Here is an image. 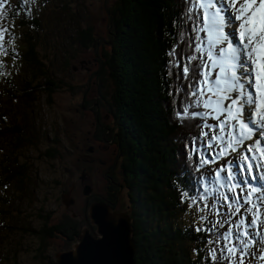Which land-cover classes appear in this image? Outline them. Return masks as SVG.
Masks as SVG:
<instances>
[{
    "label": "rangeland",
    "instance_id": "obj_1",
    "mask_svg": "<svg viewBox=\"0 0 264 264\" xmlns=\"http://www.w3.org/2000/svg\"><path fill=\"white\" fill-rule=\"evenodd\" d=\"M0 3L6 5V8H0V12L7 13L6 18L0 17V25L9 29L0 42V122L2 126L22 127L34 144L27 142V147L15 149L14 131L0 128L5 132L0 139V178L6 182L0 184V264H52L57 261V254L73 249L78 238L69 247L63 235L54 234L43 239L38 232L47 215L50 216L47 222L50 226L66 216L77 222H86L90 207L98 203H86L87 197L83 194L86 185L92 189L91 198L114 197L116 200L112 206L119 212L130 216L139 210L137 204L132 203L133 191L128 188L129 172L133 175V168L126 171L123 158L118 159L122 150L111 136L113 133L116 137L122 134L127 137L129 130L121 123L123 119L118 120L121 110L117 106L116 86L110 71L108 68L105 72L101 70V61L105 62L104 52L109 44L97 50L87 49L79 37L81 30L92 29L96 38L109 39L108 11L115 6L116 0H27L26 3L25 0H0ZM11 14H26L40 20L41 27L35 30V36L40 45L38 53L45 60L54 83L52 97L45 90L51 82L39 73L34 75L24 60L25 35L10 19ZM237 30L232 25L225 29L234 36ZM203 45L207 47L206 41ZM221 47L224 45L217 46L216 51ZM215 74L214 71L213 77ZM28 85L32 90H26ZM27 92L31 95L27 96ZM90 101H96L95 108L87 105ZM202 110L206 111L203 107ZM203 120L209 125L218 123L211 118ZM202 129L209 131L204 125ZM212 134L209 132V137ZM209 137H206L207 141ZM206 145L207 142L200 151L201 156L210 157L213 151H218L215 147L208 149ZM48 151H53L55 157H49ZM14 158H19V166ZM233 158L231 154L225 159ZM225 159L217 162V169ZM5 168L10 172H4ZM19 169L24 175L16 178L14 175ZM224 175L226 173H222ZM109 178L111 186L108 188ZM215 186L217 197L220 192H227ZM236 191L239 193L240 189ZM62 197H68L73 204L67 206ZM204 204L185 206L178 219L192 220L195 225L217 213L212 211V205L204 209ZM197 207L201 210L198 211ZM224 208L221 210L223 220L227 214V208ZM241 212L246 219L252 218L244 208ZM201 216L205 219L201 220ZM233 219L239 220L240 217ZM131 221L133 227L132 218ZM85 224L82 230L87 227ZM144 225L147 227V223H143L140 228L146 231ZM228 227L229 224L226 230ZM133 231L135 241L134 228ZM254 251L264 252V245H257ZM246 264H264V261L249 257Z\"/></svg>",
    "mask_w": 264,
    "mask_h": 264
},
{
    "label": "trees",
    "instance_id": "obj_2",
    "mask_svg": "<svg viewBox=\"0 0 264 264\" xmlns=\"http://www.w3.org/2000/svg\"><path fill=\"white\" fill-rule=\"evenodd\" d=\"M191 6L188 0H116L115 6L108 11V42L96 38L92 29L79 32L87 49L97 50L109 44L104 52L105 62L101 61V70L105 72L108 68L110 71L116 86L117 106L121 110L118 120L123 119L121 123L129 130L127 137L124 134L116 137L113 133L111 136L122 150L118 159L120 156L123 158L126 171L133 168V175L129 172L128 188L133 191L132 203L139 207L137 214L130 215L137 245L136 264H212L210 248L220 246L208 244L209 239L216 237L206 230L223 220L222 212L221 215L210 214L208 219L195 225L191 219H178L185 206L192 204L193 198L205 193L206 199H197V204H215L219 208L213 185L207 180L208 170L211 169L201 168L198 165L200 154L191 151L194 139L197 140V147L203 142L201 133L204 123L202 117L192 115L193 112H203L202 107L193 104L196 98L190 95L193 90L190 85L194 81L191 73L188 79L178 78L183 66L189 63L188 57H199L200 54L194 51L195 44L203 43L206 38V33L201 32V41L195 40L197 33L192 30L195 21L188 15ZM10 19L24 32V60L27 66L33 69L34 75L39 73L51 82L49 85L46 83L48 87L45 90L52 97L54 83L45 60L38 53L40 45L35 36V30L41 27L40 20L26 14H11ZM173 50L174 55L171 54ZM191 64H201V60L198 58ZM26 90H32L30 85ZM30 95L27 92V96ZM95 103L90 101L87 105L95 108ZM185 107L189 108L188 116H178L177 113H182ZM1 117H4L2 113ZM1 121L5 123L4 119ZM99 127H102L100 123ZM0 128L14 131L15 149L21 150L28 143L34 146L22 127L2 126L0 122ZM4 135L5 132L0 130V139ZM47 153L49 157H55L53 151ZM14 160L19 166V158ZM4 172L8 173L10 169L5 168ZM23 175L24 171L19 169L14 176L20 178ZM1 179L0 184H6ZM115 200L114 197L94 196L89 202L112 205ZM212 211L216 212L215 207ZM49 219L47 215L38 234L44 239L59 231L67 239L69 247L77 241L81 228L86 226L85 220L77 222L67 216L50 226L47 224ZM143 223H147V227L144 225L146 231L140 228ZM227 225L225 222L218 232H225ZM198 227L205 231H197ZM215 264H228V261L219 259Z\"/></svg>",
    "mask_w": 264,
    "mask_h": 264
},
{
    "label": "snow or ice",
    "instance_id": "obj_3",
    "mask_svg": "<svg viewBox=\"0 0 264 264\" xmlns=\"http://www.w3.org/2000/svg\"><path fill=\"white\" fill-rule=\"evenodd\" d=\"M188 3L192 5L188 8V15L195 21L192 29L197 33L195 40L201 41L199 33H206L207 47L203 43L195 44L194 51L200 55L188 57L189 63L183 66L178 78L188 79L191 73L194 83L190 85L193 89L190 95L196 98L193 104L206 110L192 115L218 122L216 125L205 123L204 127L209 131L201 133L203 137L213 133L206 147H215L218 151H213L210 157H198V165L216 164L233 153H239L233 159H225L214 174L208 170V183L227 190L220 192V207L216 208L217 215H221L222 208H227L224 220L217 221L206 230L216 237L209 239L208 244L220 245L210 248V261L215 264L223 259L228 264H246L249 257L264 261V252L254 251L257 245H264V175H253L254 168L264 169V146L260 139L253 140L254 130H264V0H188ZM0 8H6V5L0 3ZM0 17L6 18L7 13L0 12ZM229 25L234 26V30L238 28L239 46L229 41L232 33L225 31ZM8 31L0 25V42ZM219 45L226 47L219 48L217 52ZM171 54L174 55V50ZM198 58L201 64L192 66L191 62ZM188 114V107L177 113L178 116ZM245 141L253 142L245 144ZM191 151L193 154L201 151L196 139L192 141ZM222 173L226 175L222 176ZM252 181L256 184L253 185ZM206 197L207 193L193 198L192 204L197 205V199L203 201ZM209 207L207 203L203 205L204 209ZM242 208L251 215L250 220L242 214ZM197 210L201 209L197 207ZM94 213L95 218L114 225L105 207L95 208ZM237 216L240 219L234 220ZM225 221L229 224L228 229L218 232ZM196 230L205 231L202 227Z\"/></svg>",
    "mask_w": 264,
    "mask_h": 264
},
{
    "label": "water",
    "instance_id": "obj_4",
    "mask_svg": "<svg viewBox=\"0 0 264 264\" xmlns=\"http://www.w3.org/2000/svg\"><path fill=\"white\" fill-rule=\"evenodd\" d=\"M91 192L92 189L86 185L83 194L88 198L87 202ZM63 200L67 206L73 204L68 197H63ZM100 206L109 210L114 225L95 218L94 209ZM88 217L87 227L82 230L74 248L57 254V261L52 264H136L137 248L128 214L116 211L112 205L98 202L90 207Z\"/></svg>",
    "mask_w": 264,
    "mask_h": 264
},
{
    "label": "bare ground",
    "instance_id": "obj_5",
    "mask_svg": "<svg viewBox=\"0 0 264 264\" xmlns=\"http://www.w3.org/2000/svg\"><path fill=\"white\" fill-rule=\"evenodd\" d=\"M226 33H227V32H226ZM229 41L232 42L234 46H239V40H238L237 38L234 39V37H233L232 35L229 37ZM224 47H226V45H224ZM253 79H254V76H253ZM253 91H254V89H253ZM232 95L235 96L236 94L233 93ZM225 103H228V102H225ZM254 132H256V131L254 130ZM254 132H253V133H254ZM245 142H246V141H245ZM116 211H117V210H116ZM118 212H119V211H118Z\"/></svg>",
    "mask_w": 264,
    "mask_h": 264
},
{
    "label": "flooded vegetation",
    "instance_id": "obj_6",
    "mask_svg": "<svg viewBox=\"0 0 264 264\" xmlns=\"http://www.w3.org/2000/svg\"><path fill=\"white\" fill-rule=\"evenodd\" d=\"M118 146H119V145H118ZM119 149L121 150V148H119ZM110 180H111V178L108 179V188H109V186H111ZM112 183H115V182L112 181ZM86 203H87V201H86ZM55 234H59V235L62 236V234H61L59 231H56ZM57 236H58V235H57Z\"/></svg>",
    "mask_w": 264,
    "mask_h": 264
},
{
    "label": "clouds",
    "instance_id": "obj_7",
    "mask_svg": "<svg viewBox=\"0 0 264 264\" xmlns=\"http://www.w3.org/2000/svg\"><path fill=\"white\" fill-rule=\"evenodd\" d=\"M88 199V198H87ZM90 199H91V197H90ZM88 202H89V200H88Z\"/></svg>",
    "mask_w": 264,
    "mask_h": 264
}]
</instances>
